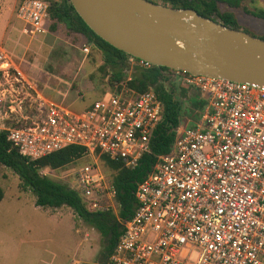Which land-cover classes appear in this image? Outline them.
Instances as JSON below:
<instances>
[{
	"label": "built area",
	"instance_id": "2783aa9c",
	"mask_svg": "<svg viewBox=\"0 0 264 264\" xmlns=\"http://www.w3.org/2000/svg\"><path fill=\"white\" fill-rule=\"evenodd\" d=\"M49 9L46 1L23 0L16 10L20 34H46ZM25 65V55L0 42V132L31 160L83 147L93 162L75 169L67 185L90 211H103L105 196L116 193L98 161L105 155L135 167L151 152L163 119L160 97L124 86L75 111L46 97ZM170 77L197 94L201 111L137 186L135 212L105 264H264V89L185 71L171 70Z\"/></svg>",
	"mask_w": 264,
	"mask_h": 264
},
{
	"label": "rangeland",
	"instance_id": "374dc122",
	"mask_svg": "<svg viewBox=\"0 0 264 264\" xmlns=\"http://www.w3.org/2000/svg\"><path fill=\"white\" fill-rule=\"evenodd\" d=\"M22 1L0 0V42L16 55H25L30 61L36 60L40 69L56 76L57 79L51 80L53 90L68 93L65 105L82 111L95 100L119 90L120 85L111 80L110 72L100 70L103 65L101 51L84 37L69 34L63 24L55 32L48 30L47 35L38 39L22 36L18 29L20 23L16 19V10ZM42 1L51 5L61 0ZM152 1L163 4L160 0ZM245 9H264V0H245L239 8L219 3L220 12H228L236 17L240 30L263 38L264 20L249 15ZM84 46L89 48L88 54L82 51ZM135 65L137 61L129 58L124 70L127 77L131 76ZM167 85L165 87L169 91ZM171 85L181 102L180 128L188 120H197L201 110L193 107L196 93L181 88L175 82H171ZM92 162L93 158L82 157L66 168H47L42 170V174L67 184L75 169ZM98 164L105 181L112 183L115 172L102 161H98ZM0 186L4 190V198L0 201V264H103L99 260L103 235L81 220L71 208L36 206L33 192L22 185L17 174L2 164ZM103 194L107 195V192ZM105 197L101 209H110L118 215L119 205L115 197Z\"/></svg>",
	"mask_w": 264,
	"mask_h": 264
},
{
	"label": "trees",
	"instance_id": "16d2710c",
	"mask_svg": "<svg viewBox=\"0 0 264 264\" xmlns=\"http://www.w3.org/2000/svg\"><path fill=\"white\" fill-rule=\"evenodd\" d=\"M164 5L174 8L194 9L200 15L213 18L234 29H239L236 17L219 10V3L230 8H239L245 0H160ZM49 30L55 32L63 24L69 34L82 36L88 43L101 51L103 55L102 72H110L111 80L118 83L119 90L124 86L136 93L146 92L154 87V91L163 103V119L150 140L151 152L145 154L135 167H127L122 161H114L101 155V161L115 172L112 186L115 190V200L119 205V213L112 210L90 211L84 198L67 184L52 180L42 174V170H59L66 168L83 157L85 149L81 146H69L40 159L31 160L19 153L8 140L7 133L0 132V164L10 168L20 178L22 185L33 192L36 206L61 208L67 206L76 215L97 229L104 237L100 260L105 264L112 254L117 241L124 231L122 223L134 214L137 203L135 191L137 186L152 172L157 157L170 152L174 143L175 128L181 123V102L175 96L171 87L170 77L164 74L165 67L152 66L143 68L135 65L131 76L126 75L125 67L130 55L113 47L97 36L76 12L70 0L52 2L50 5ZM245 11L260 20H264V9ZM261 39H264L261 38ZM136 59V58H133ZM138 60V59H136ZM169 82V85L167 83ZM165 84L169 87L166 89ZM203 103L196 101L194 106L202 108ZM4 198V190L0 186V201ZM122 222V223H121ZM106 239V240H105Z\"/></svg>",
	"mask_w": 264,
	"mask_h": 264
},
{
	"label": "water",
	"instance_id": "95a60500",
	"mask_svg": "<svg viewBox=\"0 0 264 264\" xmlns=\"http://www.w3.org/2000/svg\"><path fill=\"white\" fill-rule=\"evenodd\" d=\"M70 1L97 36L133 58L264 89V39L152 0Z\"/></svg>",
	"mask_w": 264,
	"mask_h": 264
},
{
	"label": "crops",
	"instance_id": "0c3cea01",
	"mask_svg": "<svg viewBox=\"0 0 264 264\" xmlns=\"http://www.w3.org/2000/svg\"><path fill=\"white\" fill-rule=\"evenodd\" d=\"M48 33L49 32H47L46 34H44L42 36H45ZM42 36H40V37H42ZM27 61H28V63L30 65H25L23 67V70H24V72L26 74L33 75V76H35L36 78H38L40 80L41 86L43 88L42 90H43L44 95L46 97L50 98L51 100L56 101V102L65 101L66 98H67V94H68L67 92H62V91H60L58 89L53 90L54 85L51 83V80H53L52 78H56L57 79V77L56 76H53V75H50L48 72L40 69L39 66H38V64L36 63V60L30 61V60L27 59ZM49 82L51 83V85H53V87L50 86ZM59 92L62 93L64 95V97L60 96ZM109 96H106L104 98H107ZM81 97H82V95H81ZM104 98H99V99H104Z\"/></svg>",
	"mask_w": 264,
	"mask_h": 264
},
{
	"label": "flooded vegetation",
	"instance_id": "af4514ba",
	"mask_svg": "<svg viewBox=\"0 0 264 264\" xmlns=\"http://www.w3.org/2000/svg\"><path fill=\"white\" fill-rule=\"evenodd\" d=\"M164 74H166V75H168V76H171V70H166V71H164ZM171 87H172V85H170ZM168 87V86H167ZM169 88V87H168ZM167 89V88H166ZM193 99H194V101H193V103H195L196 101H198V99H197V94L196 95H194V97H193ZM193 107H195L194 106V104H193ZM181 118H182V116H181ZM106 240V239H105ZM104 251V248H102V250H101V253ZM100 257H102V254L100 255ZM99 260H100V258H99ZM101 261V260H100Z\"/></svg>",
	"mask_w": 264,
	"mask_h": 264
}]
</instances>
